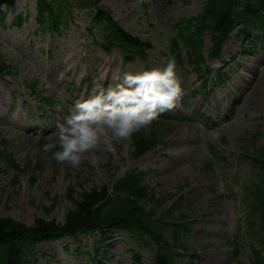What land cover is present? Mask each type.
<instances>
[{
	"label": "rangeland",
	"instance_id": "374dc122",
	"mask_svg": "<svg viewBox=\"0 0 264 264\" xmlns=\"http://www.w3.org/2000/svg\"><path fill=\"white\" fill-rule=\"evenodd\" d=\"M104 3L113 8L119 22L131 32L152 39L156 48L148 60L138 59L124 65L118 52L108 56L92 44L86 29L89 20L87 8L77 13L76 25L63 36L37 33L33 18L20 29L10 25L13 17L25 7L34 15L35 0H16L9 12L7 25L0 23V47L20 67L16 78H0V129L3 131L0 133L12 140V152L21 164L43 160V147L37 143L40 139L38 130L45 128L48 138L52 137L54 119L60 120L61 114L77 98L107 87L128 71L140 72L147 65L165 63L167 58L160 51L166 48L168 37L174 32L173 23L178 18L201 11L205 0H104ZM257 39H263L262 30ZM209 46L207 41L206 50ZM240 46L241 39L234 36L227 49L235 52L240 50ZM48 49L53 50V55H47ZM225 56L229 54L225 53ZM211 63L217 66L216 60ZM236 63L240 64L230 70L229 82L211 88L209 106L204 95L195 99L191 97L190 91L199 83L190 69L181 70V79L187 89L185 103L192 106L183 107L178 114L187 115L189 110L203 107L212 119H216V115L221 117L216 125L202 126L196 117L178 124L164 145L142 159L132 157L133 145L129 139L116 142L114 152L105 151L101 146L75 168L70 164L58 167L55 162L49 164L48 156L41 166L43 170L30 166L20 172H4L0 168V215L15 217L27 224H33L40 217L63 221L73 205L74 196L79 198L83 192L107 182L110 177L122 176L131 167L152 168V184L161 183L156 189L159 195H182L183 200L200 214L210 213L208 222L196 225L189 244V248L200 254L201 260L197 264H229L231 247L225 239L235 231L239 218L249 210L247 197L240 193L236 198L224 200L218 208L207 209L205 206L212 187L222 190L231 186L241 191L240 183L252 173L241 146L246 145L252 150L264 143V42L240 61L237 59ZM258 70L261 78L252 86V78ZM36 76L44 82L48 94H54L61 100L55 111L49 113L50 120L40 117L41 108L23 86L25 80ZM73 82L77 83V88L71 92L69 85ZM244 95L247 96L240 106L230 107V101ZM220 98H223L221 103L218 102ZM257 132L260 134L255 135ZM209 143L220 145L219 149L224 151L229 162L224 167L213 156L216 163L213 178L201 170L203 163L211 157ZM235 174L239 175L240 181L234 179ZM183 183L192 185L185 190L181 188ZM203 230L208 234L205 235ZM99 239V236L91 235L83 237L81 242L72 238L43 242L37 247L40 253L36 264H88L82 251L75 253L81 248L85 250L86 246L93 250V254L98 253L101 258L108 259L109 263L105 264H156L153 248L141 244V240L130 233L118 231L107 242ZM98 245L97 252L95 248ZM249 250L243 246L242 257L247 263ZM136 254L140 255V260ZM186 262L187 259L178 264H189Z\"/></svg>",
	"mask_w": 264,
	"mask_h": 264
},
{
	"label": "trees",
	"instance_id": "16d2710c",
	"mask_svg": "<svg viewBox=\"0 0 264 264\" xmlns=\"http://www.w3.org/2000/svg\"><path fill=\"white\" fill-rule=\"evenodd\" d=\"M211 1L212 3H208L202 13L188 19L190 22L184 29L187 37H201L203 28L208 27L215 41H218L231 22L232 9L240 5L245 9L254 8L256 0ZM191 22L199 23L198 28L192 29ZM110 31L117 34L119 41L140 48L125 31L111 28ZM190 41L192 40L188 43H191ZM157 139L155 131H146L145 136L137 140L139 153L152 146V141ZM7 164L16 166L11 159L7 160ZM148 193L151 197L147 196ZM151 199H155L153 191L149 192L137 179L126 175L121 181L115 180L112 183L111 193L109 185L104 184L83 192L79 198L74 196L73 205L67 210L63 223L47 221L40 217L36 218L33 225H28L14 217L0 215V264H34L32 252L42 241L79 231L106 229L112 226L142 230L148 241L157 246V264H174L180 254L169 243L168 233L172 231L174 238L177 239L178 229L174 226L175 221H169L171 215L165 212L162 216L156 215L157 204L154 203L152 210L148 208V200ZM152 215L155 216L151 218ZM157 227H160L158 232ZM261 240L264 242V234Z\"/></svg>",
	"mask_w": 264,
	"mask_h": 264
},
{
	"label": "clouds",
	"instance_id": "9594fccd",
	"mask_svg": "<svg viewBox=\"0 0 264 264\" xmlns=\"http://www.w3.org/2000/svg\"><path fill=\"white\" fill-rule=\"evenodd\" d=\"M216 67V65H212ZM187 94L177 76L175 58L164 67L125 73L115 85L77 100L71 114L57 123L55 140L42 151L59 165L78 167L98 148L114 152L115 143L131 139L160 116L181 106Z\"/></svg>",
	"mask_w": 264,
	"mask_h": 264
}]
</instances>
